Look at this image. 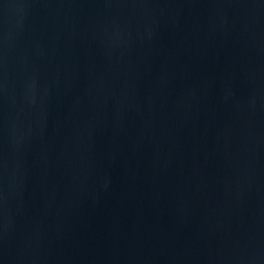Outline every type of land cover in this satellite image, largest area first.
I'll return each mask as SVG.
<instances>
[{
  "label": "water",
  "instance_id": "water-1",
  "mask_svg": "<svg viewBox=\"0 0 264 264\" xmlns=\"http://www.w3.org/2000/svg\"><path fill=\"white\" fill-rule=\"evenodd\" d=\"M0 264H264V0H0Z\"/></svg>",
  "mask_w": 264,
  "mask_h": 264
}]
</instances>
